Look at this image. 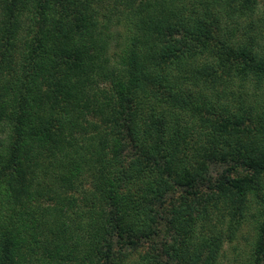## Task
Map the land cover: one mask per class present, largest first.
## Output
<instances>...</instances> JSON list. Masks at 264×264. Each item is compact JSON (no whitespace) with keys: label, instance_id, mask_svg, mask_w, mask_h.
I'll use <instances>...</instances> for the list:
<instances>
[{"label":"trees","instance_id":"16d2710c","mask_svg":"<svg viewBox=\"0 0 264 264\" xmlns=\"http://www.w3.org/2000/svg\"><path fill=\"white\" fill-rule=\"evenodd\" d=\"M0 264H264V0H0Z\"/></svg>","mask_w":264,"mask_h":264},{"label":"rangeland","instance_id":"374dc122","mask_svg":"<svg viewBox=\"0 0 264 264\" xmlns=\"http://www.w3.org/2000/svg\"><path fill=\"white\" fill-rule=\"evenodd\" d=\"M222 171V168H215L213 169V179H215L216 177H218V175L221 173ZM170 202V201H169ZM163 225L161 226V237L159 238V240H162V238L166 237L167 236V230H166V227H165V222H162ZM230 248L229 246L227 247V249Z\"/></svg>","mask_w":264,"mask_h":264}]
</instances>
